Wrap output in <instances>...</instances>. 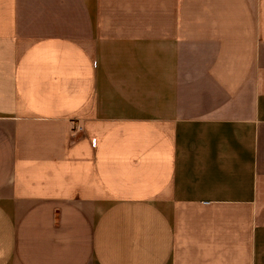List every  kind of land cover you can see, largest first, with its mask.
<instances>
[{
	"label": "crops",
	"instance_id": "crops-1",
	"mask_svg": "<svg viewBox=\"0 0 264 264\" xmlns=\"http://www.w3.org/2000/svg\"><path fill=\"white\" fill-rule=\"evenodd\" d=\"M0 264H264V0H0Z\"/></svg>",
	"mask_w": 264,
	"mask_h": 264
}]
</instances>
